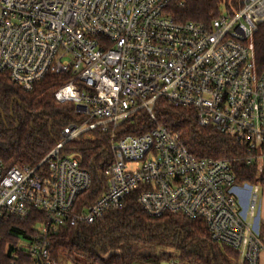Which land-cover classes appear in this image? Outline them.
<instances>
[{"label": "built area", "instance_id": "obj_1", "mask_svg": "<svg viewBox=\"0 0 264 264\" xmlns=\"http://www.w3.org/2000/svg\"><path fill=\"white\" fill-rule=\"evenodd\" d=\"M171 1L0 0V74L27 92L49 75H68L54 97L72 103L76 114L36 167H7L0 157V227L5 217L45 215L31 239L20 238L13 259L50 264L53 235L122 210L140 189L149 216L202 220L211 241L239 253V264H260L258 187L252 194L251 185H238L232 161L195 159L158 123L155 106L162 99L194 110L199 126L244 149L233 162L257 163L262 174L264 72H257L254 37L264 25V0H241L233 15L223 12L208 25L176 22L167 13ZM140 112L154 127L119 137ZM95 133L109 136L113 161L108 189L87 206L79 198L91 177L67 147L93 141Z\"/></svg>", "mask_w": 264, "mask_h": 264}, {"label": "trees", "instance_id": "obj_2", "mask_svg": "<svg viewBox=\"0 0 264 264\" xmlns=\"http://www.w3.org/2000/svg\"><path fill=\"white\" fill-rule=\"evenodd\" d=\"M241 0H172L167 13L178 23L210 24L223 12L233 15ZM257 72H264V25L254 37ZM69 81L68 75H49L30 92L24 91L0 74V157L7 167H36L62 140L63 130L76 122L72 103L58 104L55 92ZM158 123L179 135L189 153L197 160L232 161L238 185L264 189V172L258 174L257 163L245 159L244 149L232 137L214 127H201L194 110L176 107L165 100L155 106ZM154 127L148 115L140 112L133 121L118 129L119 137L139 136ZM93 141L81 140L68 145L78 153L80 166L89 173L91 187L80 196L90 206L105 194L109 186L106 170L113 161L107 134L95 133ZM136 189L120 211L107 213L93 224L67 226L51 237L50 264H239L240 255L230 247L211 241L202 220L179 215L162 218L149 216L138 199ZM45 221L37 210L27 218H3L0 227V264H33L28 255L12 258L20 238L31 239L36 225ZM264 245V222L260 223ZM246 264V263H244Z\"/></svg>", "mask_w": 264, "mask_h": 264}, {"label": "rangeland", "instance_id": "obj_3", "mask_svg": "<svg viewBox=\"0 0 264 264\" xmlns=\"http://www.w3.org/2000/svg\"><path fill=\"white\" fill-rule=\"evenodd\" d=\"M0 96H1V90H0ZM75 153V152H73ZM242 186V185H241ZM252 194L255 193V188L258 187V192L256 193L258 198V208H257V217L261 222H264V189L257 186H250Z\"/></svg>", "mask_w": 264, "mask_h": 264}, {"label": "crops", "instance_id": "obj_4", "mask_svg": "<svg viewBox=\"0 0 264 264\" xmlns=\"http://www.w3.org/2000/svg\"><path fill=\"white\" fill-rule=\"evenodd\" d=\"M260 264H264V252H263L262 255H261V261H260Z\"/></svg>", "mask_w": 264, "mask_h": 264}]
</instances>
